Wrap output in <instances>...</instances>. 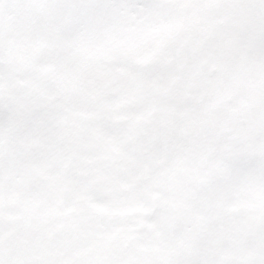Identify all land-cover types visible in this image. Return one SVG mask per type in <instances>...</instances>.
I'll return each instance as SVG.
<instances>
[{"label": "snow or ice", "instance_id": "1", "mask_svg": "<svg viewBox=\"0 0 264 264\" xmlns=\"http://www.w3.org/2000/svg\"><path fill=\"white\" fill-rule=\"evenodd\" d=\"M14 7L17 15L5 16L0 0V46L12 29L31 31L27 10L58 6L16 0ZM90 7L109 5L96 0ZM119 7L140 21L117 58L127 67L82 65L20 106V134L38 137L34 166L26 164L29 148L5 151L0 129V264L10 222L4 197L14 190L23 204L19 236L39 240L26 264H264V0H120ZM99 26V17L77 14L49 28L79 32L75 44L96 49L112 37ZM136 49L148 54L142 64L128 62ZM26 76L21 69L7 87L21 86ZM5 88L0 75V102ZM109 95L118 100H101ZM61 136L69 152L58 149ZM163 157L170 159L156 167ZM69 160L92 165L96 174L119 163L131 182L163 181L170 199L141 207L129 221L81 199L93 186H74L62 167ZM239 191L259 205L240 232L256 245L254 254L229 259L220 244L237 230L224 209ZM146 233L157 244L140 251ZM81 246L86 250L74 254Z\"/></svg>", "mask_w": 264, "mask_h": 264}, {"label": "clouds", "instance_id": "2", "mask_svg": "<svg viewBox=\"0 0 264 264\" xmlns=\"http://www.w3.org/2000/svg\"><path fill=\"white\" fill-rule=\"evenodd\" d=\"M58 7L52 11L39 9L27 10L31 20V31H17L12 29L5 34L4 43L0 46V75L6 85L3 101L0 102V129L3 130L5 151L16 153L29 148L28 166H34L39 160L37 147L38 137H25L20 134L23 125V117L19 108L21 105L31 103L35 98L46 95L55 88L60 77L68 71H74L82 65H101L109 62L113 67L126 68L127 63L118 61L124 48L125 41L135 35L140 21L135 14L122 10L119 7L120 0H103L109 5L103 11L91 9L96 0H36ZM16 0H2L5 16L15 17L17 10L14 7ZM12 6V7H10ZM91 15L100 18V33L112 31L110 41L102 47L90 49L86 45L75 44L80 33H59L50 24L62 21L65 17L74 15ZM237 19H245L243 12L237 13ZM148 58V54L141 49L133 50L128 58L129 63L142 64ZM21 69H27V76L21 86L7 87L10 80H15ZM115 78V77H114ZM87 82H85V85ZM102 101L115 102L118 96H104ZM67 109L66 111H70ZM58 119L51 120L45 126L47 129L54 127ZM58 149L69 152L70 146L66 144V137L61 136L57 141ZM210 147V146H208ZM173 158L174 155H173ZM169 157H163L156 167H161L169 161ZM62 167L68 170L75 187L92 185L93 190L81 192L82 200L93 198L97 203L103 204L112 214L124 216L129 221L135 220L136 212L141 207H152L156 203H163L170 199L163 181L159 184L147 183L142 177L135 182L120 173L119 163L112 164L102 173L92 171V165L81 161H66ZM55 171V168L53 169ZM123 186L124 187L122 190ZM112 193V199H106V194ZM27 199V194H24ZM4 216L10 221L5 229V241L3 258L5 264H26L30 258L28 252L33 244L38 243L31 238L24 239L18 234V223L22 219L23 204L14 190L4 197ZM259 205L244 191H239L229 197L224 212L228 216L237 232L227 237L220 244L221 255L229 259L254 254L256 241L251 237H244L240 232L250 224L252 214ZM179 240H170L169 246L178 247ZM157 241L149 234L138 244V250L156 246ZM85 246L78 247L74 254L82 253Z\"/></svg>", "mask_w": 264, "mask_h": 264}]
</instances>
